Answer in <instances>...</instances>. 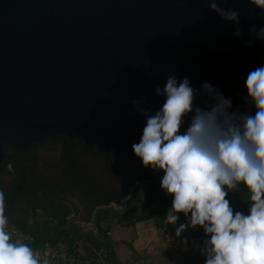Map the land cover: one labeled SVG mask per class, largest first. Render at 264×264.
I'll list each match as a JSON object with an SVG mask.
<instances>
[{
    "label": "water",
    "instance_id": "water-1",
    "mask_svg": "<svg viewBox=\"0 0 264 264\" xmlns=\"http://www.w3.org/2000/svg\"><path fill=\"white\" fill-rule=\"evenodd\" d=\"M218 6L239 12L240 37L208 0H0V163L4 151L66 138L118 169L141 165L132 145L146 117L132 99L154 114L165 99L155 89L173 74L231 100L229 90L264 66V41L249 32L264 26L260 10L250 0Z\"/></svg>",
    "mask_w": 264,
    "mask_h": 264
},
{
    "label": "clouds",
    "instance_id": "clouds-1",
    "mask_svg": "<svg viewBox=\"0 0 264 264\" xmlns=\"http://www.w3.org/2000/svg\"><path fill=\"white\" fill-rule=\"evenodd\" d=\"M208 3L225 22L235 23L234 35L240 37L239 12L218 6V0ZM250 3L264 16V0ZM249 32L253 40L264 41V26L252 25ZM251 44L245 41V46ZM246 89L245 103L254 107V114L230 111L232 101L211 84L196 89L188 77L178 81L173 74L163 88L155 89L165 99L154 114L145 108V100L130 101L134 112L146 117L133 152L145 168L164 172L161 188L173 197L167 223L175 224L178 213L189 220L180 224L177 236L200 226L210 237L201 249L205 264H264V66L248 73ZM198 96L206 97L207 107L196 104ZM241 184L250 194L247 215L234 212L227 199ZM5 199L0 190V264H40L33 248L12 239Z\"/></svg>",
    "mask_w": 264,
    "mask_h": 264
},
{
    "label": "trees",
    "instance_id": "trees-1",
    "mask_svg": "<svg viewBox=\"0 0 264 264\" xmlns=\"http://www.w3.org/2000/svg\"><path fill=\"white\" fill-rule=\"evenodd\" d=\"M10 151L3 152L5 161L2 164L10 162L8 156ZM126 171L132 173L134 168L132 166L126 167ZM9 173L13 178V188L6 192L8 202L20 198L22 195L29 196L35 200L40 192L43 191L40 194V201L37 199L36 203L28 205L26 210L28 215L13 224L17 234L36 253L44 247L53 249L61 245L65 249V256L71 258L72 263L119 264L115 259L112 243L107 236L109 227L105 222L113 220L117 223V226L122 227L136 223L151 222L156 230H163L164 222L167 221L166 214L172 206L173 197L167 195L161 186L156 187L142 182L127 195L121 212L117 214L111 212L107 210L109 209L107 206L96 212L93 223L97 232L100 233V238H96L90 233L81 234L77 230L66 227L69 208L63 202V198L68 196V194L65 187H61L62 183H56L50 187L44 186L41 178L33 172L32 164L26 165L25 160L17 161L16 159L11 169L9 168ZM16 186L20 187L19 192L16 191ZM225 190L228 191L226 188ZM249 197L250 194L246 187L241 184L238 189L229 191L227 199H229L234 212L240 211L247 215L250 207ZM177 215L179 219L175 226L178 228L187 217L183 213H178ZM28 223L30 224L28 225ZM101 224H105V228L102 231H100ZM178 237L185 240L190 239L196 244L195 247L178 253L181 257L178 264H205L206 257L201 254V249L204 247V241L210 237L205 235L203 228L197 226L188 235L182 232ZM76 243L81 245V256L77 255ZM98 253H101V260L97 257Z\"/></svg>",
    "mask_w": 264,
    "mask_h": 264
},
{
    "label": "flooded vegetation",
    "instance_id": "flooded-vegetation-1",
    "mask_svg": "<svg viewBox=\"0 0 264 264\" xmlns=\"http://www.w3.org/2000/svg\"><path fill=\"white\" fill-rule=\"evenodd\" d=\"M229 95L233 105L230 111H235L238 107L241 113L254 114V107L245 103L248 96L246 84L230 89ZM42 149L44 152L38 156L37 150ZM11 151L8 152L10 162L2 164L5 161L3 157L0 163V190L5 194V201L6 192L13 188L9 165L12 166L16 159L25 160L26 165L32 164L33 172L41 180L50 174L57 179V184L62 183L61 187H65L68 196L72 197L81 212L87 216L105 206L126 201L128 188L132 184L152 178L161 180L164 176L162 170L145 168L143 164L133 167L134 171L128 173L126 167L116 168L107 154L77 145L66 138L38 145L26 152ZM155 171H158V175L153 177ZM15 189L20 191L18 186Z\"/></svg>",
    "mask_w": 264,
    "mask_h": 264
},
{
    "label": "rangeland",
    "instance_id": "rangeland-1",
    "mask_svg": "<svg viewBox=\"0 0 264 264\" xmlns=\"http://www.w3.org/2000/svg\"><path fill=\"white\" fill-rule=\"evenodd\" d=\"M157 173L158 171H155L153 173V177L157 176L158 175ZM161 180H158L157 178H152L144 182L152 184L153 186L159 187L161 186ZM42 181L44 183V186H47V187H50L51 185L57 183V179L54 178V176L52 177V175L50 174L42 178ZM141 183L139 182L137 184H132V186L128 188L127 195L132 191L133 188H135L136 186H138V184H141ZM42 193L43 191L40 192V194ZM40 194L37 196L35 200L31 199L29 196L22 195L20 198L14 199L11 202L5 201V214L9 219L8 231L11 233V237L14 241L19 240L23 242V238L17 234V232L14 229L13 224L17 220L25 217V215H28L26 212L28 205L30 203H34V202L36 203L37 199L38 201H40L41 200ZM63 202L69 208V215L66 219V227L68 229L77 230L81 234L90 233L96 238H100V233L97 232V229L93 223L94 216L98 210L95 211V213H91L89 216H87L86 214L81 212L80 208L77 206L76 202L72 200L71 196H64ZM125 202L126 201L124 200L120 202L118 205H109L107 206L109 208L107 210L117 214L121 212L122 208L125 205ZM144 223L145 225H148V227L142 224L141 226L143 228H150V227L154 228L151 222H144ZM188 223H189V220L188 218H186L183 224H188ZM29 224L30 223H28V225ZM105 224H108V227H109V231L107 234L108 238L114 240L115 242H120L124 244L125 246L129 244L128 242L131 240L133 234L135 233L134 225L136 224L122 227V226H117V223L113 220H107ZM105 224H101L100 231H102L105 228ZM165 227H166V230L170 232L177 230V227L175 226V224H168L167 222H164V228ZM191 230H194V228L188 227L184 231V233L188 235ZM159 235L162 236V232H160ZM117 245H118V249H120L123 254L128 255V250L124 245H121V244L120 245L117 244ZM195 245L196 244L194 243V246ZM64 250H65L64 247H62L61 245H58L53 249H48L44 247L40 251L37 252V258L40 261V264H80L79 262L72 263L73 262L72 259L65 256ZM76 252L78 256L82 255V249H81L80 243H76ZM100 254L101 253L97 254V257L99 260L102 259L100 257ZM124 263H127V260H124Z\"/></svg>",
    "mask_w": 264,
    "mask_h": 264
},
{
    "label": "crops",
    "instance_id": "crops-1",
    "mask_svg": "<svg viewBox=\"0 0 264 264\" xmlns=\"http://www.w3.org/2000/svg\"><path fill=\"white\" fill-rule=\"evenodd\" d=\"M142 224L145 225L144 222L134 225L135 233L126 246L110 239L115 259L119 264H178L181 260L178 253L195 247L192 240L180 239L176 231H167L166 227L163 230H154L150 226L143 228ZM160 232L162 236L159 235ZM117 244L124 245L128 255L123 254ZM124 260H127V263H124Z\"/></svg>",
    "mask_w": 264,
    "mask_h": 264
}]
</instances>
